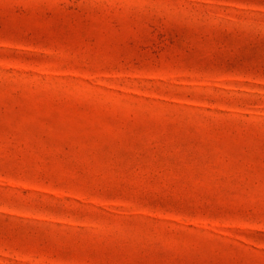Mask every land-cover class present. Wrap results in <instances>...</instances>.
<instances>
[{
  "label": "rangeland",
  "instance_id": "rangeland-1",
  "mask_svg": "<svg viewBox=\"0 0 264 264\" xmlns=\"http://www.w3.org/2000/svg\"><path fill=\"white\" fill-rule=\"evenodd\" d=\"M0 264H264V0H0Z\"/></svg>",
  "mask_w": 264,
  "mask_h": 264
}]
</instances>
